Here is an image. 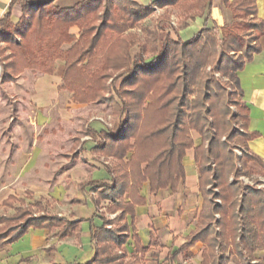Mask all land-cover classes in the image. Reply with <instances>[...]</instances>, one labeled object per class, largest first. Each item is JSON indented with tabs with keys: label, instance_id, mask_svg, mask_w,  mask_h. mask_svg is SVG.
I'll use <instances>...</instances> for the list:
<instances>
[{
	"label": "trees",
	"instance_id": "16d2710c",
	"mask_svg": "<svg viewBox=\"0 0 264 264\" xmlns=\"http://www.w3.org/2000/svg\"><path fill=\"white\" fill-rule=\"evenodd\" d=\"M53 1H11L0 18V41L5 43L2 52L9 50L2 56L0 80L10 81L27 68L51 74L54 60L60 59L64 63L59 90L70 92L75 103L104 98L111 105V128L86 132L96 143L93 151L113 160L106 166L113 174L112 181L94 182L95 204L108 200L106 210L119 213L112 220L105 218L101 227H92L96 247L91 258L80 264H143L148 248L141 245L132 223L135 206L145 203L139 188L148 182L151 193L167 187L175 192L184 178L185 152L192 147L203 204L195 229L177 252L189 257L188 247L202 242L200 264H228L226 251L237 254L242 264H264V257L253 262L255 252L264 249V193L245 187L237 198L240 185L237 179L228 180L230 174L236 178L239 174L230 142L246 150L247 141L255 136L246 129L245 106L238 112L242 131L233 127L229 106L231 96L240 94L236 72L259 49L262 24L256 19L255 0H224L231 20L218 31L203 27L186 41L165 31L170 27L168 8L187 13L176 30L201 15L209 0H156L148 6L136 0H81L64 8ZM16 2L22 14L13 23L10 8ZM154 6L164 11L147 25L145 20ZM247 15L254 21L247 22ZM72 26L79 29L76 38L69 31ZM135 27L141 34L132 31ZM248 31L250 34H245ZM49 39L51 52L46 53ZM65 43L71 44L63 48ZM235 51L241 55L232 56ZM147 53L151 57L145 61ZM215 60V70L231 78L234 93H228L225 84L205 70ZM126 74L106 97L111 88L107 80ZM191 131L199 134V144H194ZM245 157L242 167L246 159H254L248 153ZM15 202L24 203L15 197L3 201L13 212L0 213V246L17 240L30 227H44L60 236L79 232L75 220L49 212L32 216L31 207L41 208L39 201L30 208L16 207ZM129 239L134 243L132 253L123 249Z\"/></svg>",
	"mask_w": 264,
	"mask_h": 264
},
{
	"label": "crops",
	"instance_id": "0c3cea01",
	"mask_svg": "<svg viewBox=\"0 0 264 264\" xmlns=\"http://www.w3.org/2000/svg\"><path fill=\"white\" fill-rule=\"evenodd\" d=\"M12 0H0V18ZM38 2L41 0H31ZM69 6L68 0H55ZM148 6L156 0H136ZM256 19L262 24L258 51L236 72L239 99L247 110L246 129L255 134L247 141L246 152L254 156L249 165L264 171V0H255ZM12 22L21 14L20 4L11 6ZM231 20L224 0H209L205 11L187 25L172 31L173 38L186 41L200 29L217 28ZM175 23V22H174ZM61 72L25 71L22 76L2 84L0 90V213L11 211L3 205L9 197L26 204L39 201L38 214L52 213L67 221H77L79 232L60 236L44 227H30L17 240L0 246V264H80L91 258L96 242L92 227L99 228L108 213L106 204H95L94 182H111L107 172L110 157L93 151L96 143L80 130L83 125L95 132L107 131V122L91 115L93 104H75L70 93L58 89ZM194 144L200 143L191 131ZM184 178L175 192L169 187L151 193L148 182L139 188L145 203L135 206L133 228L140 243L148 250L143 264H200L204 243L188 247L190 256L177 250L195 229L203 204L199 189V172L194 148L183 158ZM119 212L113 213V215ZM218 217L219 215L216 214ZM128 223L131 222L127 216ZM132 253V239L123 246ZM225 254L228 264H242L237 254ZM264 257V249L255 252L256 260Z\"/></svg>",
	"mask_w": 264,
	"mask_h": 264
},
{
	"label": "rangeland",
	"instance_id": "374dc122",
	"mask_svg": "<svg viewBox=\"0 0 264 264\" xmlns=\"http://www.w3.org/2000/svg\"><path fill=\"white\" fill-rule=\"evenodd\" d=\"M68 1L70 3H72L69 6H63L61 3H57L55 0L53 1V5H55L57 7H61V8L70 7V6L74 5L75 3H77L78 1H81V0H68ZM16 3L20 4L19 2H16ZM31 7L35 8V5L31 6ZM168 10L170 12V27H167L165 29V31H169L171 36H172V31L175 28H177L183 22V20L185 19L187 13L183 12L180 8H174V7H170V8H168ZM163 11H164V9H160L157 6H154L153 7V12H151L149 17L145 20V24L152 25L155 21H157L158 17L162 14ZM21 14H22V12H21ZM21 14H20V16H21ZM20 16H19V18H20ZM19 18H18V20H19ZM25 20L27 22H29L30 16L26 15L25 16ZM245 20H247V22L251 23V22L254 21V18L252 16H250V15H247V16H245ZM16 22H13V23H16ZM69 31L74 35L75 38L79 34V29L76 26L70 27ZM132 31H135V32L141 34V31H140L139 27L133 28ZM249 32H251V31H248V33H245V34H250ZM17 41H20L19 37H17ZM51 43H52V39H49L47 41V43H46V50H45L46 53H50L51 52V48H50ZM70 44L71 43H65V44L62 45V47L66 48ZM4 47H5V43L0 41V74H1L2 62H3L2 56L9 52V50H7V49L4 50V52H2V48H4ZM218 50H220V48H218ZM134 52H135V49H132V53H134ZM231 54H232V56H238V55L240 56L241 55V53L237 52V51L231 52ZM144 57H145V61H146V60H149L151 55L149 53H147V54L144 55ZM63 63H64L63 60L55 59L54 60L53 72L54 71H60L62 73ZM145 68L147 69L149 67L147 66ZM216 68H217V60H215V62L207 65L205 70L207 72L211 73V75L213 77H215L216 79H218L220 82L224 83L225 84V89H226V91L228 93H234L235 92L234 91V85L232 83L231 78H229L228 75H224L221 72L215 70ZM28 70H31L32 72H42V71L32 70V69H28L27 68V69L23 70L19 75H17L14 79H12L10 81H7V82H4V83H8V82L15 81V80L19 79L22 76V74L25 71L28 72ZM115 74H117V73H115ZM129 74L133 75L134 72L133 73L131 72ZM129 74H126V75H114L112 78H109L107 80V84L111 88H110V91L108 90V91L105 92V96L107 97L110 94H112L114 92V89H117L119 87V84H120L121 80L124 77L128 76ZM4 83L1 82V80H0V90L3 88L1 86ZM61 91H65L67 93H70V92H68L66 90H61ZM73 103H75V102H73ZM75 104H93V105H96L95 106L96 109H94V111L92 112L91 115L102 117V119L104 121H106L107 124H108L106 126L108 128H111L113 117H112V112H111V105H110L109 102H107V100H105L103 98V99H100L97 102L75 103ZM229 106H230L231 114H232V117H233V120H232L233 127L236 128L239 131H242L243 129L240 127L242 120H240L238 118L239 108H240V106H242V102L240 101L239 97L236 96V95L231 96V102H230ZM86 130H88V129L83 125V128L80 130V132L83 133V134H88L86 132ZM222 140H225L224 136L222 137ZM230 148L232 149L233 153L236 156V166L238 168L239 174L237 175V178H236V175L230 174L229 177H228V180H229V182H234V180L237 179L238 184L240 185V190H239V193L237 194V198H240L241 193L245 191V187L260 189L264 193V171L256 170L255 168L251 167L249 165V163L253 159H249V158L246 159V164L242 167V160H244L246 158L245 155L247 154V152L244 149V147L241 146L239 143H236L235 141L230 142ZM214 192L217 193L218 190L216 188H214ZM216 202L220 204V200L219 199H216ZM100 203L106 204L107 206L109 205V201L108 200L101 201ZM30 205L31 204H26V203L20 204L19 202H15L14 206H16V207H19V206L27 207L28 206L30 208ZM42 208H43V206H41V208H37L35 206L31 207V209H32L31 215L32 216L37 215L38 212L40 211V209H42ZM12 212H13V209H11V211H9L7 213L11 214ZM102 212L105 213V214L108 213V215H106V216H108L107 218H110V220H112L116 216V215H113V212H108L106 209H103ZM215 217H216V219L219 218L217 215H215Z\"/></svg>",
	"mask_w": 264,
	"mask_h": 264
}]
</instances>
